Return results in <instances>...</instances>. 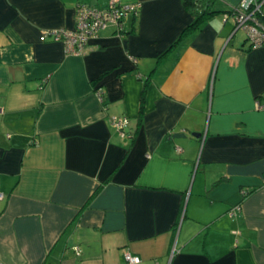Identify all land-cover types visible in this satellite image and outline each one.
I'll use <instances>...</instances> for the list:
<instances>
[{
	"label": "crops",
	"instance_id": "1",
	"mask_svg": "<svg viewBox=\"0 0 264 264\" xmlns=\"http://www.w3.org/2000/svg\"><path fill=\"white\" fill-rule=\"evenodd\" d=\"M107 1L0 0V264H264V44L224 14L245 1L179 41L182 0H121L125 32L82 54L39 39Z\"/></svg>",
	"mask_w": 264,
	"mask_h": 264
},
{
	"label": "built area",
	"instance_id": "2",
	"mask_svg": "<svg viewBox=\"0 0 264 264\" xmlns=\"http://www.w3.org/2000/svg\"><path fill=\"white\" fill-rule=\"evenodd\" d=\"M246 1V0H244ZM264 0H249L244 5L234 6V21L236 26H243L247 31L251 44H264V23L260 21L255 12L261 10ZM139 10V3H124L121 0H108L105 6H98L89 3H78L75 7V23L71 28L53 27L45 28L39 35L40 40L50 38L61 41L65 51L72 54H82L90 46L93 38L97 37L101 28L108 24H114L118 32L124 29L125 18L128 14H136ZM101 96L100 89L97 90ZM128 122V116H114L111 124L122 134ZM246 193V189L242 190ZM2 193L0 192V197ZM241 210V204L236 203L228 209L230 215H236ZM124 258L128 262H137L140 257L129 251L124 252Z\"/></svg>",
	"mask_w": 264,
	"mask_h": 264
},
{
	"label": "trees",
	"instance_id": "3",
	"mask_svg": "<svg viewBox=\"0 0 264 264\" xmlns=\"http://www.w3.org/2000/svg\"><path fill=\"white\" fill-rule=\"evenodd\" d=\"M214 1L215 0H182V4L184 8L193 14V20L183 29L181 36L178 38L177 41H179L182 35L186 33L187 31L198 28L205 20H207L208 18H210L216 13L222 12L221 9L214 7ZM234 10H235L234 6L230 7L224 11V14L232 15L234 13ZM255 15L260 21L264 23V13L262 12V10L256 11ZM121 32L123 34L125 32V29H123ZM101 76H102V73L98 77L93 79V81L100 79ZM98 88L99 86L96 88V91L98 90ZM100 93H101L102 100L105 101L104 92L100 90ZM111 173L108 175V177L105 180L111 177L112 175ZM247 192L248 190H246V193Z\"/></svg>",
	"mask_w": 264,
	"mask_h": 264
},
{
	"label": "water",
	"instance_id": "4",
	"mask_svg": "<svg viewBox=\"0 0 264 264\" xmlns=\"http://www.w3.org/2000/svg\"><path fill=\"white\" fill-rule=\"evenodd\" d=\"M249 3V0H246L245 2H244V5H246V4H248ZM173 136H179V135H184V134H181V133H174V134H172Z\"/></svg>",
	"mask_w": 264,
	"mask_h": 264
},
{
	"label": "rangeland",
	"instance_id": "5",
	"mask_svg": "<svg viewBox=\"0 0 264 264\" xmlns=\"http://www.w3.org/2000/svg\"><path fill=\"white\" fill-rule=\"evenodd\" d=\"M238 32H240V33H245V28L244 27H241L239 30H238ZM247 32V31H246Z\"/></svg>",
	"mask_w": 264,
	"mask_h": 264
}]
</instances>
